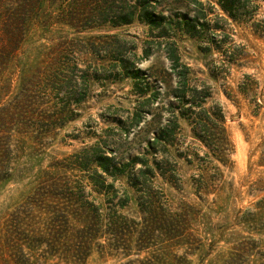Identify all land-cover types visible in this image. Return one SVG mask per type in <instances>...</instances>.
I'll return each mask as SVG.
<instances>
[{"label":"rangeland","instance_id":"obj_1","mask_svg":"<svg viewBox=\"0 0 264 264\" xmlns=\"http://www.w3.org/2000/svg\"><path fill=\"white\" fill-rule=\"evenodd\" d=\"M201 1L208 24L178 48L203 107L223 116L221 154L183 119L152 153V133H121L134 95L103 48L133 38L140 55L143 25L71 19L98 0H0V264H264V0L238 20ZM95 150L162 163L129 167L145 184L104 175L100 187Z\"/></svg>","mask_w":264,"mask_h":264},{"label":"trees","instance_id":"obj_2","mask_svg":"<svg viewBox=\"0 0 264 264\" xmlns=\"http://www.w3.org/2000/svg\"><path fill=\"white\" fill-rule=\"evenodd\" d=\"M250 2L251 0H216L219 8L233 20H238L243 14H250ZM213 10L214 7H211L210 12ZM74 14L71 12V19L79 15L77 21L86 24L83 28L104 25L115 28L134 22L144 26L145 37L140 45V55L136 53L138 45L133 38L124 37L103 48L104 52L110 55L112 66L110 71L114 76L112 78L128 80L130 93L134 95L132 110L127 111L123 118L118 117L115 120L124 137H129L130 133H152L151 138L144 139L145 149L152 153L158 146L171 143L174 133L181 128L179 120L183 119L202 142L206 145L213 144L216 151L221 154L219 149L222 141L212 133L211 127L217 126L223 116L215 118L203 107L205 95L198 86L190 85L189 67L181 61L178 48V39L181 36L198 38L200 31L208 24L206 20L208 11L204 2L98 0L93 8L82 14ZM93 52L98 54L100 49L93 47ZM159 56L166 61L165 66L156 61ZM147 60L152 61L144 68L139 66V63ZM75 94L71 96L75 97ZM83 97L84 94L79 93L75 97V102L79 103ZM114 156L107 155L102 150H95L92 153L95 168L91 173V181L95 186H103L99 180L104 175L113 178L125 176L133 186L145 184L144 170L140 167L136 172L129 167L139 162L153 171L162 163L153 159L155 167H151L143 154L117 165ZM85 162L87 161H80L82 166H86ZM82 207H85L83 203Z\"/></svg>","mask_w":264,"mask_h":264}]
</instances>
